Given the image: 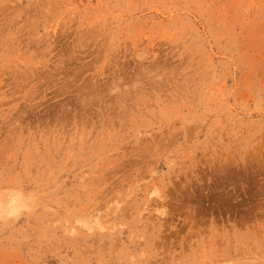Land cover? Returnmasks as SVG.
<instances>
[{
	"label": "rangeland",
	"instance_id": "1",
	"mask_svg": "<svg viewBox=\"0 0 264 264\" xmlns=\"http://www.w3.org/2000/svg\"><path fill=\"white\" fill-rule=\"evenodd\" d=\"M0 204V264H264V0H0Z\"/></svg>",
	"mask_w": 264,
	"mask_h": 264
},
{
	"label": "bare ground",
	"instance_id": "2",
	"mask_svg": "<svg viewBox=\"0 0 264 264\" xmlns=\"http://www.w3.org/2000/svg\"><path fill=\"white\" fill-rule=\"evenodd\" d=\"M157 191H158V190H157ZM19 198H20V197H19ZM16 201H17V200H16ZM16 201H15V199H12V200H11V203L13 202L14 205H15V204H16V203H15ZM20 201H21V200H19L18 203H20ZM7 203H8V202H7ZM13 203H12V204L8 203V206H9V205H13ZM1 204H2V203H1ZM1 204H0V205H1ZM8 206L6 207V209H9V208H10V207H8ZM13 207H14V206H13ZM0 208H1V207H0ZM11 208H12V207H11ZM14 208H15V207H14ZM0 210L2 211V208H1ZM95 218H96L95 221H97V216H96ZM98 220H99V219H98ZM96 223H97V222H96Z\"/></svg>",
	"mask_w": 264,
	"mask_h": 264
}]
</instances>
